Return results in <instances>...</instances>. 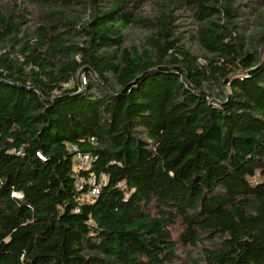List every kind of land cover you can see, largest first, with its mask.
I'll return each instance as SVG.
<instances>
[{"label":"trees","instance_id":"1","mask_svg":"<svg viewBox=\"0 0 264 264\" xmlns=\"http://www.w3.org/2000/svg\"><path fill=\"white\" fill-rule=\"evenodd\" d=\"M0 264H264V0H0Z\"/></svg>","mask_w":264,"mask_h":264},{"label":"built area","instance_id":"2","mask_svg":"<svg viewBox=\"0 0 264 264\" xmlns=\"http://www.w3.org/2000/svg\"><path fill=\"white\" fill-rule=\"evenodd\" d=\"M74 152L76 153V158L79 161H82L83 163H87L90 160L89 155H85L82 152H80L77 148H73ZM84 179H80L78 181L79 185H82L84 183ZM90 184L93 185V188L90 190L89 194L86 196L88 200L93 199L94 197H97L100 193V188L96 186L95 179L90 180Z\"/></svg>","mask_w":264,"mask_h":264}]
</instances>
